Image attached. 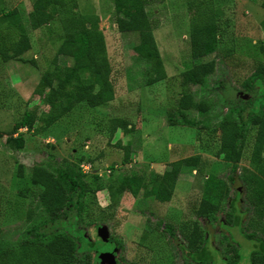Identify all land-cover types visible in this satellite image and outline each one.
Returning a JSON list of instances; mask_svg holds the SVG:
<instances>
[{
  "label": "rangeland",
  "instance_id": "1",
  "mask_svg": "<svg viewBox=\"0 0 264 264\" xmlns=\"http://www.w3.org/2000/svg\"><path fill=\"white\" fill-rule=\"evenodd\" d=\"M191 1L149 0L143 5L145 29L165 72L164 79L146 85L149 60L133 49L140 41L139 30L118 29L113 0H75L77 11L98 16L114 97L95 107L79 103L40 134L24 127L14 130L12 136L22 134L25 138L23 148L14 149L6 142L12 125L26 110L35 109L38 114L46 109L42 98L33 94L41 73L54 56L60 65L71 64L72 58L70 50H59L61 24L57 17L32 27L29 14L41 10L42 0H0V42L1 35L7 40L20 30L16 16L30 43L16 58L0 60L1 245H16L24 237L25 227L41 212L40 189L30 182L33 165L51 169L63 160L84 163L85 170L98 174L101 187L83 198L82 219L74 229H81L96 243L97 228L104 227L123 258L133 252L166 257L167 249L186 247L188 241L201 243L207 233L213 246L218 245L219 234L226 232L241 242H234L233 247L247 248L264 240L261 232L246 242L241 240L244 233L251 232L247 221L252 212L244 210L239 175L241 168L249 165L256 125L247 124L235 171L226 159L229 150L219 145L217 128L229 107L234 109L235 119L246 121L254 101L261 97L259 91L246 90L243 83L264 61L263 0H209L215 36L210 52L194 60L190 57L189 28L197 9L193 3L190 7ZM9 12L14 14L8 16ZM207 61L213 62V70L200 88L185 75L190 77L195 63ZM183 92L190 93L193 102L203 100L208 105L202 116L194 107L184 110V120L194 122L192 126L182 124L183 118L175 112ZM205 120L207 126L202 128ZM118 174L139 176L140 181L132 182L134 192L123 191L110 201L106 185ZM234 199L238 211L244 212L243 230L228 222ZM72 216L69 212L67 217L46 221L37 230L48 232ZM165 224H170V229L165 230ZM80 245L78 241L71 264H96L95 251L80 249Z\"/></svg>",
  "mask_w": 264,
  "mask_h": 264
},
{
  "label": "trees",
  "instance_id": "2",
  "mask_svg": "<svg viewBox=\"0 0 264 264\" xmlns=\"http://www.w3.org/2000/svg\"><path fill=\"white\" fill-rule=\"evenodd\" d=\"M148 2L149 0H113L118 29L128 31L136 28L140 32V41L133 49L141 58L149 60L146 85L165 78L159 53L145 29L143 5ZM192 3L197 9L191 17L189 28L190 57L194 60L210 52L215 36V24L209 0H192L189 3L190 7ZM261 6L264 8V0ZM12 14L14 12H9L8 16ZM29 15L33 28L45 24L52 18L59 19L61 24L59 50H70L72 63L60 65L54 56L41 73L33 94L42 98L46 109L38 114L35 113V109L26 110L12 125L6 142L14 149H21L25 144L22 134L12 136L14 130L24 127L27 132L32 130V134H40L79 103L95 107L114 97L104 39L97 28V15L77 11L75 0H42L41 10ZM14 19L20 25L16 16ZM18 25L17 28L20 30H15L17 31L15 35L13 33L8 35L7 40L1 35V61L16 58L30 47L27 34L22 32ZM6 27L9 28L10 24ZM30 62L34 63V60L31 59ZM212 70V61L197 62L190 70V77L185 75V78L196 81L202 88ZM243 84L247 87L246 90L254 93L259 91L257 94L261 97L254 101L252 110L246 114V121L241 118L235 119L234 109L227 108L217 123L218 140L220 147L229 150L226 159L232 163V169L235 171L243 150L247 124L256 125L249 165L241 168L239 178L244 188L246 202L244 210L252 212L247 221L248 227L251 228L249 234L258 232L264 234V61L256 65ZM190 107H194L202 116L206 113L208 105L203 100L193 102L191 94L187 92L179 96L175 112L183 118L182 124L192 126L194 122L184 120V110ZM203 124L202 128H206V120L205 125ZM123 129L125 130V127ZM109 168L112 169V166ZM98 179L96 172H82L80 162L63 160L51 169L41 164L33 165L30 182L40 189L38 200L41 212L25 227L24 237L16 245L5 247L0 244V264H71L78 241L81 242L78 247L80 249L94 247L82 230H75L74 226L82 219L83 198L91 191L101 188ZM138 180L140 181V177L135 175H116L114 180L106 185L109 200H113L116 195L126 190L134 192L132 182ZM235 203L234 199L231 203V213L228 212V222L243 230L246 228L242 227L241 222V215L244 212L238 211ZM69 212L72 213V218L67 221L60 220V227L54 226V229L48 232L37 230L44 222L67 217ZM261 246L264 248V244Z\"/></svg>",
  "mask_w": 264,
  "mask_h": 264
},
{
  "label": "flooded vegetation",
  "instance_id": "3",
  "mask_svg": "<svg viewBox=\"0 0 264 264\" xmlns=\"http://www.w3.org/2000/svg\"><path fill=\"white\" fill-rule=\"evenodd\" d=\"M158 223V222H157ZM98 229V228H97ZM164 229H170V224H165ZM97 234V231H96ZM259 234V233H258ZM171 235H173L171 233ZM209 236V234H206ZM255 235L244 233L243 242H246L250 236ZM97 242H92L94 247H90V250H94L96 253V264H108L107 258L101 260L99 254L109 253L114 264H264V248L261 246L264 244V240H259L250 247L244 248V246H235L232 244L240 245V241L230 232L220 233L219 242L217 246H213L207 241V236L201 243H191L189 241L186 247L178 246L175 248L167 249L165 253L166 257H162L161 254L149 253H134L131 257L123 258L116 253V242L107 236L103 240L97 234ZM101 243H106L105 246ZM189 244V245H188ZM199 244L201 246L199 247ZM108 245V246H107ZM138 254V255H137ZM169 255V256H168Z\"/></svg>",
  "mask_w": 264,
  "mask_h": 264
},
{
  "label": "water",
  "instance_id": "4",
  "mask_svg": "<svg viewBox=\"0 0 264 264\" xmlns=\"http://www.w3.org/2000/svg\"><path fill=\"white\" fill-rule=\"evenodd\" d=\"M97 234L103 239V240H105L106 238H107V232L105 231V229H104V227H98V229H97ZM111 258V256H110V254L109 253H101V254H99V258L101 259V260H105L106 258V260H107V263L108 264H114L113 262H112V259L110 260V258Z\"/></svg>",
  "mask_w": 264,
  "mask_h": 264
},
{
  "label": "built area",
  "instance_id": "5",
  "mask_svg": "<svg viewBox=\"0 0 264 264\" xmlns=\"http://www.w3.org/2000/svg\"><path fill=\"white\" fill-rule=\"evenodd\" d=\"M83 164H84V163H83ZM83 164H82V165H80V169H81V171H82V172H84V173H85V172H88V169H87V170H85V169L83 168V167L85 166V165H83ZM89 168H91V167H89ZM82 169H83V170H82ZM84 170H85V171H84Z\"/></svg>",
  "mask_w": 264,
  "mask_h": 264
},
{
  "label": "clouds",
  "instance_id": "6",
  "mask_svg": "<svg viewBox=\"0 0 264 264\" xmlns=\"http://www.w3.org/2000/svg\"><path fill=\"white\" fill-rule=\"evenodd\" d=\"M102 206H104V205H102Z\"/></svg>",
  "mask_w": 264,
  "mask_h": 264
}]
</instances>
